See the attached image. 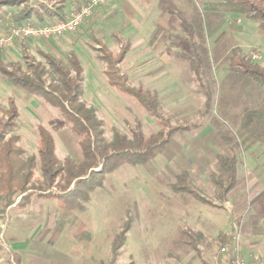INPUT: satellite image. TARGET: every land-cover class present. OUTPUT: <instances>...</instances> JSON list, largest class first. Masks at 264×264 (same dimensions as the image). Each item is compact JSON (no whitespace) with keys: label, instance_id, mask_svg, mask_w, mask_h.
Returning a JSON list of instances; mask_svg holds the SVG:
<instances>
[{"label":"rangeland","instance_id":"374dc122","mask_svg":"<svg viewBox=\"0 0 264 264\" xmlns=\"http://www.w3.org/2000/svg\"><path fill=\"white\" fill-rule=\"evenodd\" d=\"M42 1L64 4L66 15L71 0L32 3ZM109 1L96 10V20L90 17L74 33L3 49L5 63L23 61L24 53L43 61L42 50L71 67L68 55L74 50L84 68V100L96 107L106 138L116 130L132 137L138 122L149 137L162 127L135 98L107 82L105 65L97 59L99 44L91 30L114 52L119 47L113 34L119 32L134 42L122 70L132 84L158 93L162 112L180 129L147 162L124 163L108 173L85 209L65 210L56 199L37 194L24 207H10L0 219V264H203L215 261L219 234L232 227L236 236L228 249L234 244L246 259L255 252L264 256V86L230 67L235 52L250 57L259 51L264 64V30L233 11L232 0H140L139 8L154 9L148 18L155 28L137 45L136 0L114 9L106 7ZM6 12L14 16L11 9L0 14ZM238 20L243 26L250 21L256 31L241 34ZM6 31L0 24V35ZM10 96L19 108L18 133L27 154H37L42 124L62 160L82 161L81 134L61 110L0 74V108H8ZM218 154L236 161L237 184L226 200L219 197L217 180L226 181L228 174ZM184 174L188 191L177 183ZM129 220L114 261V246Z\"/></svg>","mask_w":264,"mask_h":264},{"label":"trees","instance_id":"16d2710c","mask_svg":"<svg viewBox=\"0 0 264 264\" xmlns=\"http://www.w3.org/2000/svg\"><path fill=\"white\" fill-rule=\"evenodd\" d=\"M64 1V0H62ZM233 11L240 12L258 23L264 30V0H232ZM11 9L17 22L31 21L37 24L54 22L64 18V4L50 7L46 2L32 3V0H0V13ZM93 30V29H92ZM91 30V36L99 44L97 59L105 65L107 82L119 91L135 98L147 113L155 118L160 131L146 137L142 124L132 129V137L115 131L111 140L105 136L104 122L98 117L96 107L84 100V68L77 53L68 55L71 67L51 53L39 50L43 61H36L24 53L23 61H8L0 52V74L18 87L40 98L45 103L61 110L66 121L81 134L80 147L83 159L76 162L68 157L62 160L57 153L56 142L51 131L42 124L37 126V154H27L21 145L18 133L20 112L16 99L8 98V108H0V219L7 210L16 205L24 207L34 194L41 198L56 199L65 210L85 209L91 194L103 187L108 173L124 163L140 164L150 160L156 151L167 146L180 127L171 125V119L162 112L159 95L143 85H134L122 70V64L132 44L119 32L113 34L119 50L114 52ZM26 52V48H24ZM186 57V55H183ZM194 62V60H191ZM230 67L264 86V65L251 57L235 52ZM198 68L195 63V69ZM218 162L228 174L226 181L219 179L220 199L226 200L228 193L237 184L236 161L224 154L217 155ZM37 168L40 177L36 176ZM184 176H178L179 187L189 190L182 183ZM58 180V181H57ZM189 192H192L191 190ZM130 220L123 228L120 241L114 246V258L126 241ZM236 236L232 227L229 232L219 234L220 248L234 242ZM221 251L215 261L203 260V264H226Z\"/></svg>","mask_w":264,"mask_h":264},{"label":"built area","instance_id":"2783aa9c","mask_svg":"<svg viewBox=\"0 0 264 264\" xmlns=\"http://www.w3.org/2000/svg\"><path fill=\"white\" fill-rule=\"evenodd\" d=\"M108 0H87L78 2L70 1L69 11L63 19L37 24L31 21L17 22L14 20L12 12L0 14V24L7 28L6 33L0 35V51L6 48H14L19 42L29 39L50 40L65 34L76 32L83 23L92 17L96 10L106 4ZM251 59L259 61L262 55L259 51L251 54ZM223 254H228L233 258V264H264V256L260 253H253L248 259L243 257L233 244L230 249L221 247Z\"/></svg>","mask_w":264,"mask_h":264},{"label":"crops","instance_id":"0c3cea01","mask_svg":"<svg viewBox=\"0 0 264 264\" xmlns=\"http://www.w3.org/2000/svg\"><path fill=\"white\" fill-rule=\"evenodd\" d=\"M84 1H87V0H84ZM124 0H115V3H113L114 2V0H110L109 1V3H108V6H106L107 8H109V9H114L115 7H117L118 5H121L122 4V2H123ZM126 1H129V0H126ZM140 0H136V5H137V9H136V13L134 14V16H133V19L136 21V22H138V23H140V26H141V30H139V31H141L140 33H139V35H138V37H137V39L139 40V41H137L136 42V44L137 45H139V44H141V42H140V39H142V40H145V39H147V36L148 35H146V34H143V33H152V31H153V29L155 28V25H154V19H153V21H152V23L151 24H149V18H148V15H150V14H152L153 13V10H152V12H148V11H146V10H144V8L142 7V8H139V6H138V4H140V2H139ZM79 2V1H78ZM81 2H83V1H81ZM66 4H67V2H66ZM70 8V1H69V3H68V9ZM98 14L96 13V15L95 16H93L92 17V19L93 20H96L95 19V17L97 16ZM130 19H131V17H130ZM250 21H247V23H245V25L243 26V25H240L241 23H242V20H238L237 22H236V24H235V29H237L238 28V30H239V32L241 33V34H243L244 32H247V34H250V33H254L256 30L253 28V25L251 24V23H249ZM252 22V21H251ZM84 24V23H83ZM153 24V25H152ZM156 24V23H155ZM237 26V27H236ZM257 26H258V24H257ZM259 27V26H258ZM138 29V28H137ZM254 29V30H253ZM263 37H264V34H263ZM130 40H131V38L130 37H128ZM164 39V38H163ZM162 40V38H159V41H158V44H161L163 41H161ZM131 44H132V46L134 45V42H133V40H131ZM152 44H153V42H152ZM1 52V51H0ZM258 62V61H257ZM260 64H262V63H260ZM262 65H264V64H262ZM3 77V76H2ZM9 98V97H8ZM263 205H264V203H263ZM255 212H257V211H255ZM263 213H264V211H263ZM256 215V214H255ZM256 216H259V214H257ZM257 219V218H256ZM256 247H259V246H256Z\"/></svg>","mask_w":264,"mask_h":264}]
</instances>
